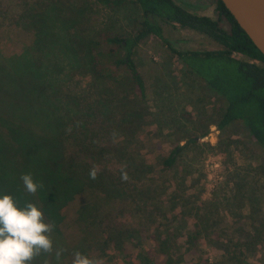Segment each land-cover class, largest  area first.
I'll use <instances>...</instances> for the list:
<instances>
[{
	"label": "rangeland",
	"instance_id": "1",
	"mask_svg": "<svg viewBox=\"0 0 264 264\" xmlns=\"http://www.w3.org/2000/svg\"><path fill=\"white\" fill-rule=\"evenodd\" d=\"M65 1L62 2L79 4L85 12L91 9L93 14L89 20L81 21L76 28L78 33L65 31L67 35L57 41L45 28L36 33L24 27L25 21L19 18L28 14L29 6L39 10L48 0H0V168H4L7 160L24 159L38 151L34 145L40 138L34 131L54 140L64 112L53 100L61 98L69 103V118L87 122L83 124L84 130L88 126L86 138L91 137L94 118L104 123L105 139L101 144L110 148V153L96 155L102 166L108 170L120 166L121 156L113 150L120 146L122 154L125 151L150 167L140 177L125 181L121 195L124 198L127 191L133 196L131 187L135 185L147 190L144 198L147 195L154 198L152 204L158 206L159 214L150 216L153 224L147 234L162 233L167 227L191 233L196 223L205 228V235L196 241L197 253L188 255L182 264H205L204 258L207 264H216L221 248L215 233L222 232L241 242L246 264H264V148L241 123H232L221 130L215 126L222 105L218 96L189 75L155 36L145 38L134 53L146 84L145 99L135 98L119 74L116 80L90 78L86 61L83 63V40L98 30L125 35L141 20V13L130 1L114 9L103 8L92 0ZM173 1L192 13L218 18L217 0ZM38 22L40 25L39 18ZM219 23L228 28L226 20ZM161 24L165 37L176 48L217 46L196 31ZM42 54L38 73H43L50 61H61V67L56 68L58 84L54 85L60 94L52 95L51 99L48 92L36 98L32 96L33 90L20 87L24 80L20 62L26 61L34 68L33 62ZM49 78L46 73L44 81ZM88 102H97V113L72 110L77 106L85 108ZM23 109L31 115L21 118ZM117 118L137 121L129 120L125 127L115 129ZM28 129L33 137L26 139L23 133ZM190 138L195 140L188 141L170 169H164L161 158ZM90 198L91 191L83 188L70 191L59 204L56 231L69 250L62 262L71 264L72 253L78 250L100 264H123L122 256L112 248L105 253L98 251L97 229L89 219L80 221L77 217L79 206ZM149 207L136 206L143 212H136L131 222L139 223ZM204 212V221L197 222ZM145 239L152 242L146 243V248L155 244L152 236Z\"/></svg>",
	"mask_w": 264,
	"mask_h": 264
},
{
	"label": "trees",
	"instance_id": "2",
	"mask_svg": "<svg viewBox=\"0 0 264 264\" xmlns=\"http://www.w3.org/2000/svg\"><path fill=\"white\" fill-rule=\"evenodd\" d=\"M62 1L65 0H48L39 10L29 6L28 14L24 13L19 18L25 21L24 27L33 29L36 33L45 28L50 37L60 41L67 35L65 31L69 33V30H74L78 33L76 28H79L81 21L89 20L91 13L93 14L91 9L85 12L79 4H65ZM92 1L107 9H114L130 1L139 9L141 20L125 35L98 30L87 39L84 38L81 43L85 52L83 63L86 61L90 78L95 81L101 78L116 80L120 75L126 80L135 98L145 99L146 84L135 62L134 53L145 38L155 36L178 58L189 75L196 77L218 96L222 105L214 120L215 126L221 130L232 123H241L251 138L264 148V55L240 28L221 0L216 1L217 19L192 13L173 0ZM221 19L226 20L228 28L220 25ZM161 23L196 31L217 46L209 49L176 48L165 37ZM42 58L43 54L37 57L33 62L34 68L26 61L20 62L21 73H24L20 87L33 90L32 96L36 98L44 96L47 92L50 99L52 95L58 97L60 92L54 85L58 84V81L55 82L56 68L61 67V61H50L44 72L38 73ZM8 66L11 69L9 64ZM46 73L50 75L48 81H44ZM53 101L54 105H59L60 110L64 112L62 120H57L60 127L54 140L33 130L40 138L34 145L38 151L26 155L24 159L7 160L4 163V168H0V194H11L20 205L26 200H32L42 208L45 220L55 223L60 213L59 204L62 198L70 191L88 188L91 198L79 206L77 217L80 221L89 219L91 225L97 229L99 252L105 253L107 249L112 248L122 256L123 264H182L188 255L196 254V241L201 235H205L204 227L196 223L191 233L167 227L162 233L147 234L153 224V221L149 220L150 216L157 217L159 214L158 206L152 204L154 198L148 195V198H144L147 190L135 185L131 187L133 196L126 191L125 197H121L124 182L140 177L150 167L146 166L144 161H136V157L125 151L122 154L120 146L113 148L115 154L119 153L121 156L120 166L113 170L102 166V160H98L96 155L110 153V148L101 144L104 123L94 118L95 125L91 129V137L86 138L88 126L85 130L83 127L86 121H81L82 118H69L71 108L68 102H63L61 98ZM97 106V102H88L85 108L77 106L72 110H87L95 114ZM55 112L57 113L56 110ZM29 115L31 114L28 110H21V118ZM129 120L132 123L137 121L136 118H117L115 129L125 127L126 123H130ZM30 132V129L26 130L23 136L26 139L32 138ZM194 140L195 138H190L184 144L174 146L161 158L162 167L170 169L188 141ZM92 170L96 172L95 179L90 175ZM22 173H31L33 179L43 185L35 196H30L24 191L20 180ZM138 205L145 209L150 207L146 210V216L141 217L140 222L135 224L131 222L133 216L136 212H143L136 208ZM140 215L142 214H139V217ZM204 215L206 212L198 217L197 222L204 221ZM127 217H130L129 221ZM147 236H152L155 244L146 248V243H152L145 239ZM52 238L55 246L66 250L64 255L69 252L56 228ZM215 238L221 248L216 264H246L242 258L239 240H234L223 232L215 233ZM204 263H208L207 258H204Z\"/></svg>",
	"mask_w": 264,
	"mask_h": 264
},
{
	"label": "clouds",
	"instance_id": "3",
	"mask_svg": "<svg viewBox=\"0 0 264 264\" xmlns=\"http://www.w3.org/2000/svg\"><path fill=\"white\" fill-rule=\"evenodd\" d=\"M90 175L95 179V170ZM20 180L30 196L43 186L31 173H22ZM55 228V223L46 221L42 208L32 200L20 205L11 194H0V264H63L66 250L54 245ZM71 264L100 262L77 250L72 253Z\"/></svg>",
	"mask_w": 264,
	"mask_h": 264
},
{
	"label": "water",
	"instance_id": "4",
	"mask_svg": "<svg viewBox=\"0 0 264 264\" xmlns=\"http://www.w3.org/2000/svg\"><path fill=\"white\" fill-rule=\"evenodd\" d=\"M240 28L264 55V0H221Z\"/></svg>",
	"mask_w": 264,
	"mask_h": 264
}]
</instances>
